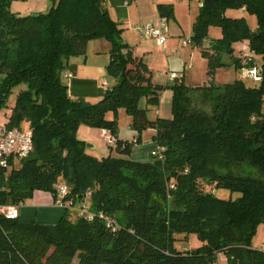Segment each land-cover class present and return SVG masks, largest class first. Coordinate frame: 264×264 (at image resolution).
<instances>
[{"label": "trees", "instance_id": "1", "mask_svg": "<svg viewBox=\"0 0 264 264\" xmlns=\"http://www.w3.org/2000/svg\"><path fill=\"white\" fill-rule=\"evenodd\" d=\"M199 1L190 38L207 60L205 79L162 84L122 41L106 0H54L49 12L23 16L11 11V0H0V109L22 85L5 117L10 127L33 132L30 154L0 169V202L23 203L35 191L55 197L65 183V199L79 203L89 192L93 212L86 220L65 208L55 224L0 215V264H214L219 252L229 264H264V251L251 246L264 221V0ZM231 7L255 14L256 27L228 16ZM157 9L167 19L173 12L171 4ZM210 26L222 35L204 46ZM100 38L111 44L105 69L114 84L90 103L70 95L65 73L69 59ZM243 40L253 58L247 66H258L260 79L217 84L219 68L242 70L232 44ZM165 88L172 90V116L150 117ZM119 109L135 131L155 130L162 159L133 160L134 143L120 139L102 157L86 152L78 128L116 136ZM220 189L229 197H219ZM100 212L116 219V231ZM175 233H196L203 243L177 248Z\"/></svg>", "mask_w": 264, "mask_h": 264}, {"label": "rangeland", "instance_id": "2", "mask_svg": "<svg viewBox=\"0 0 264 264\" xmlns=\"http://www.w3.org/2000/svg\"><path fill=\"white\" fill-rule=\"evenodd\" d=\"M136 1L137 0H131L128 6L130 5L135 6ZM53 2L54 0H11L10 9L11 11L19 15H22V16L35 14L38 12L47 13L52 8ZM159 2L163 4L169 3L172 5L173 12L167 21L168 29L170 28L172 30L174 27H176L180 30V33L183 36V38L190 37V35L192 34V30H193L192 28L193 22L196 17V14H193V13L195 12L198 13L199 0H158L157 2L153 1L152 8H155V6L157 8V5L160 4ZM114 7L115 6L111 2H109L108 9L112 11L111 10L112 8L115 11ZM148 7H149V3H147V6L144 3H141L139 8H134V10L131 13V17H128V16L125 17V15L122 16L123 18L120 21L121 22L120 26L122 27L121 39L130 48H134L136 44L140 42L139 40L140 38L136 35L137 33L136 34L134 33L133 30H135L136 28H139L145 22H147V20H149L145 18L149 13ZM122 10L123 9H121L120 11L122 12ZM226 14L231 17L244 16L249 28L253 29L256 27L255 14H250L247 11H244V14H241L239 9L233 8V7L228 8L226 10ZM208 31H209L208 32L209 37L219 38L222 35L221 30L215 26H210ZM244 41L246 40L236 41L232 44L234 56L239 55L240 49L243 47V43H245ZM110 48H111L110 42L104 38L91 39L86 44L84 54L73 56L71 63L73 66L75 65L74 66L75 70L79 75L82 73H87L88 75L95 77L94 75H96L97 72L94 68V65L96 63H100V64H104L106 68V65L109 62ZM189 48H192V47L189 46ZM194 50L195 51H194V54L190 62L194 65L195 67L194 70H196L198 73L199 69L203 68V66L205 67V69H207V60L205 57L202 56L200 50L196 48L195 46H194ZM223 60L226 61L227 63H230V57L228 56H224ZM105 74H106V69H105ZM102 77L103 76H101V78ZM237 77L244 79L247 84L254 83L253 78L247 77L242 71H236L232 67H229V66L219 68L217 72L215 73V80L217 84L219 85H222L226 83L227 81H232ZM110 79L112 78L110 77ZM198 79L202 81L203 74ZM197 83H201V82H197ZM22 87L23 86L20 85L12 89V92L7 99L6 106L0 109L1 118H4L2 115L9 114L10 108L14 105L16 95L18 91L20 90V88ZM165 90H167L166 92H168V95L166 96H169L168 97L169 103H168V116H163V117H171L172 116V90L170 88H165L164 91ZM162 96H164L165 98V94H162L159 97V103L157 106H159L160 101H161L160 98H162ZM87 98H88L87 101L90 103H95L98 101L96 100L95 95L92 93L88 94ZM140 103L143 104V99L141 100ZM149 116L155 117L153 110L149 111ZM105 117L106 119H109V120L113 119V113L107 112L105 114ZM115 119H116L117 130L124 140L128 139L130 140L129 142H131V138H135V139L139 138L138 146H140L139 150H141L139 152L145 153L153 145L154 143V137H153L154 130L153 129H144L139 132L135 131L134 129L130 127L131 116L127 112H125L123 109L118 110ZM87 130H90V131H86V130L84 131L82 129L79 130L78 128L77 137L85 142L86 150L88 151V153L95 157H102L103 155H106L107 152L104 147L103 140H102L103 129L99 127H89V129ZM117 143L118 141L116 140L115 143L111 145L114 152H115L114 149L117 147ZM134 145L135 144H133L131 153L129 155L131 158L136 157L135 154H137L135 151L133 152V149L135 148ZM91 146H93V148H90ZM147 156L148 155L146 154L145 157L147 158ZM202 188L205 190L212 189L211 186L206 185V184H203ZM217 195L222 198H228L230 195V192L225 189H220L217 191ZM238 195H239L238 193L231 194L232 197H236ZM75 205L76 206L74 208L70 209V211L73 212L74 214L77 213V203H75ZM116 217L118 219L123 218L122 214L120 213H117ZM174 236L176 238L174 245L177 248L200 246L203 243L202 239L199 238L196 233H187V234L175 233ZM251 246L255 249L264 251V221L260 222L255 228V231L251 238ZM72 264H76V259L72 262ZM214 264H229V262H228L226 255L223 252H219L216 256V260Z\"/></svg>", "mask_w": 264, "mask_h": 264}, {"label": "crops", "instance_id": "3", "mask_svg": "<svg viewBox=\"0 0 264 264\" xmlns=\"http://www.w3.org/2000/svg\"><path fill=\"white\" fill-rule=\"evenodd\" d=\"M153 1L157 2L158 0H137L135 3V6H132V5L128 6L131 0L129 1L128 0H106L105 4L107 8H108L109 2H111L115 6L114 7L115 11L112 8H111L112 11H110L109 9L108 11L110 15L113 14L111 15L113 19H116L117 21L120 22L123 18L122 17L123 15H125V17L127 16L131 17V13L134 10V8H139L141 3H144L146 6H147V3H149V7H148L149 13L145 17L149 19L147 20L148 22V21H157L158 18L160 17L156 6L155 8H152ZM199 6H200V1H199ZM121 9H123L122 12L120 11ZM239 11L241 14H244L245 10L239 9ZM193 14H197V12ZM120 25H121V22H120ZM133 31L135 34L137 33L136 35L140 38L139 39L140 42L136 44L134 48H130V49L134 54H137L143 57V59L148 64V66L152 69L153 75H154L153 77L156 82H159L162 84H165V83L169 84L178 78H182L186 82H190V83H197V82L204 81L205 75H206V69L203 66V68L199 69L198 73L196 70H194L195 67L190 62L194 54V51H195L194 45L192 44H189L187 46L181 45V40L183 39V36L181 35L180 30L178 28L174 27L172 30L170 28L168 29L167 43L165 47L163 48L158 46L152 38H143L141 36L139 28H136ZM210 38H213V37L208 36L207 39H205L204 46L207 45ZM244 42L245 43H243L242 48L247 49L248 43L247 41H244ZM189 46L192 48H189ZM196 48L199 49V47H196ZM72 58L73 57L69 59L68 65L66 67V73H65L66 75L68 74V77H67L68 83H69L68 91L70 95L75 98H83L87 101L88 94L92 93L95 95L96 100H99L104 90L106 88L111 87L114 84V79H110V77H108L105 74V66L104 64H100V63H96L94 65V68L97 72L96 75H94L95 77H92L91 75H88L87 73H82L79 75L75 70V67H74L75 65L73 66L71 63ZM173 72L176 74V76L174 78H171L170 74ZM202 74H203V80L200 81L198 78H200ZM101 76L103 77L101 78ZM166 91L167 90L165 91L163 90L161 92L160 96L162 94H165V98L164 96H162V98H160L161 101H160L159 106L155 107L153 110L155 117L158 116L162 118H170V117H163V116H168V103H169L168 97L169 96H166L168 95V92ZM80 129L84 131L85 130L90 131V130H87L89 129V126H85V125H81L79 127V130ZM154 134H155V130H154L153 136ZM116 138L120 140H124L122 136L119 134L118 130H117ZM125 140L130 141L128 139H125ZM135 140H136L135 138H131V141L135 144L134 145L135 148L133 149V152L135 151L137 153L135 154L136 157H132V159L137 160V161L149 160L151 158L152 150H154L156 147L155 141L153 145L149 148V150L145 152L148 155L146 158L145 157L146 154L143 151H142L143 153L139 152L141 151L139 150L140 146H138V142H135ZM104 147L106 149V152H108L109 148H111L112 146H107L106 144H104ZM90 148H93V146H91ZM86 152L88 153L87 150ZM86 201L89 203V198H87ZM22 204L23 205L20 210V220L25 223L34 220L42 224H55L58 221V219L61 217V215L64 213V209L56 203L55 197L51 193L45 192V191H35L33 193L32 198L25 200Z\"/></svg>", "mask_w": 264, "mask_h": 264}, {"label": "built area", "instance_id": "4", "mask_svg": "<svg viewBox=\"0 0 264 264\" xmlns=\"http://www.w3.org/2000/svg\"><path fill=\"white\" fill-rule=\"evenodd\" d=\"M141 36L143 38H152L156 44L160 47H165L168 39V24L167 18L160 16L157 21H148L145 22L142 26L139 27ZM192 44L191 38H183L181 40L182 46H187ZM242 64V72L247 76L251 77L254 80H259V68L255 64L253 66H247V64L253 60L251 52L249 49H240L239 53ZM68 77V74L66 75ZM70 76V75H69ZM176 74L173 72L170 74L171 78H174ZM10 111V110H9ZM0 116V169L8 166L9 162L14 159H22L27 157L30 152L33 150V132L30 128H20L16 126H9L7 124V118L5 114ZM7 116V115H6ZM116 136L113 135L110 130L103 129L102 140L103 143L107 146H111L116 141ZM162 147L156 144L154 150H152L151 155L153 159H162L163 152ZM69 194V188L67 184L61 183L57 186L56 191V203L65 208H74L76 205L73 199L65 197ZM89 192L86 193L83 200L77 203V214L78 216L91 220L93 218V212L90 208V204L86 201L89 197ZM22 203L12 204V203H1L0 202V215L4 216L7 219H15L20 217V210ZM99 216L103 218L106 223V226L111 231H116L119 227L118 222L115 218L110 215L99 213Z\"/></svg>", "mask_w": 264, "mask_h": 264}]
</instances>
